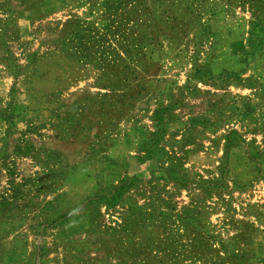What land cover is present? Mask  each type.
Masks as SVG:
<instances>
[{
    "label": "rangeland",
    "instance_id": "obj_1",
    "mask_svg": "<svg viewBox=\"0 0 264 264\" xmlns=\"http://www.w3.org/2000/svg\"><path fill=\"white\" fill-rule=\"evenodd\" d=\"M0 264H264V0H0Z\"/></svg>",
    "mask_w": 264,
    "mask_h": 264
}]
</instances>
